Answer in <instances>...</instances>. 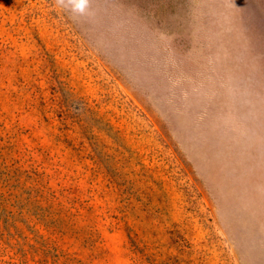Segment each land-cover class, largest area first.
I'll list each match as a JSON object with an SVG mask.
<instances>
[{
    "label": "rangeland",
    "instance_id": "rangeland-1",
    "mask_svg": "<svg viewBox=\"0 0 264 264\" xmlns=\"http://www.w3.org/2000/svg\"><path fill=\"white\" fill-rule=\"evenodd\" d=\"M94 1L0 0V264H264V0Z\"/></svg>",
    "mask_w": 264,
    "mask_h": 264
},
{
    "label": "water",
    "instance_id": "water-1",
    "mask_svg": "<svg viewBox=\"0 0 264 264\" xmlns=\"http://www.w3.org/2000/svg\"><path fill=\"white\" fill-rule=\"evenodd\" d=\"M94 2V0L91 1V7L97 5V3ZM97 11L102 13L103 7L100 6ZM218 172L220 174H223L225 176V179L227 180L225 184V190L222 193L223 197L227 201L226 204L223 206V212L228 215L231 219L234 218L233 220L235 221V223L233 228L235 233L237 234L238 238L243 241L254 240L258 245V250H260L256 251V253L264 252V249L261 247L263 238L257 226V219L251 216L248 211L242 208L241 201L234 196V194L230 191L227 186L229 178L231 177L230 168L223 167Z\"/></svg>",
    "mask_w": 264,
    "mask_h": 264
},
{
    "label": "clouds",
    "instance_id": "clouds-1",
    "mask_svg": "<svg viewBox=\"0 0 264 264\" xmlns=\"http://www.w3.org/2000/svg\"><path fill=\"white\" fill-rule=\"evenodd\" d=\"M69 2L73 5V11L78 15L90 14L91 0H69ZM56 3L63 5L65 0H56Z\"/></svg>",
    "mask_w": 264,
    "mask_h": 264
}]
</instances>
